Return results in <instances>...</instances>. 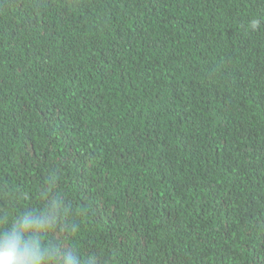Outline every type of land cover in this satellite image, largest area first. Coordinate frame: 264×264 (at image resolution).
Here are the masks:
<instances>
[{
  "label": "trees",
  "instance_id": "trees-1",
  "mask_svg": "<svg viewBox=\"0 0 264 264\" xmlns=\"http://www.w3.org/2000/svg\"><path fill=\"white\" fill-rule=\"evenodd\" d=\"M57 194L83 260L264 264V0H0V221Z\"/></svg>",
  "mask_w": 264,
  "mask_h": 264
},
{
  "label": "clouds",
  "instance_id": "clouds-1",
  "mask_svg": "<svg viewBox=\"0 0 264 264\" xmlns=\"http://www.w3.org/2000/svg\"><path fill=\"white\" fill-rule=\"evenodd\" d=\"M261 20L252 18L249 27L255 31ZM0 228V264H95L89 256L83 260L76 248H61L47 244L45 237L49 232L63 228L74 231L70 208L60 195L53 196L45 209L26 210L7 221Z\"/></svg>",
  "mask_w": 264,
  "mask_h": 264
}]
</instances>
